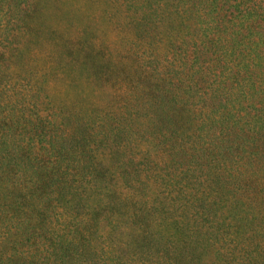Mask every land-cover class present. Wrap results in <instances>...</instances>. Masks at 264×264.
Segmentation results:
<instances>
[{
	"label": "rangeland",
	"instance_id": "374dc122",
	"mask_svg": "<svg viewBox=\"0 0 264 264\" xmlns=\"http://www.w3.org/2000/svg\"><path fill=\"white\" fill-rule=\"evenodd\" d=\"M191 1L0 0V161L45 155L52 124L54 138L68 135L66 146L73 148L68 161L55 158L49 166L69 171L86 155L82 170L89 169L94 161L86 152L94 149L93 138L104 125L134 121L136 114H129L128 107L132 98L141 97L135 89H143L150 74L176 84L191 71L196 88L186 100L195 116L189 125L177 135L147 140L150 154L136 148L112 163L140 171L150 201L186 197L207 206L214 202L217 206L200 224L203 233L208 228L210 235H219L215 246L229 256L228 264H249L253 247L264 249V89L256 85L257 75L250 79L253 86L243 83V58L223 52L220 14L223 9L229 15L236 7L216 0L222 7L207 10L209 18L200 9L202 20L185 17L180 24L182 11L194 7ZM199 4L195 7H206ZM166 7H176L179 16L164 14ZM214 96L209 106L201 99ZM84 131L92 134L91 147L77 145L75 137ZM133 157L134 165L129 163ZM231 215L254 217V225L231 230L226 226ZM131 230L119 235L127 252ZM257 257L258 264L264 262V254Z\"/></svg>",
	"mask_w": 264,
	"mask_h": 264
},
{
	"label": "trees",
	"instance_id": "16d2710c",
	"mask_svg": "<svg viewBox=\"0 0 264 264\" xmlns=\"http://www.w3.org/2000/svg\"><path fill=\"white\" fill-rule=\"evenodd\" d=\"M220 1L226 7H236L229 15L223 9L224 13L220 14L223 52L243 58L247 77H243V83L251 82L252 75H257L255 83L264 89V0ZM191 2L194 7L182 11L185 15L178 17H184L180 24L184 25L186 18L194 23L202 20L198 15L200 9L209 18L207 10L222 7L216 0ZM197 2L206 7H195ZM175 8L166 7L164 14L176 15ZM164 34L168 36L166 31ZM238 73L242 75L241 71ZM184 78L174 84L170 79L150 74L144 88L135 89L141 97L132 98L128 107L129 114H136L134 121L128 122L130 126L127 122L122 127L119 123L104 125L97 138L91 133L87 135L86 131L76 136L78 146L82 142L91 147L93 138L94 149L86 152H91L90 161H94L89 169L82 170L85 154L79 156V166L69 171L55 164L49 166L55 158L60 163L68 161L73 148L66 146L68 135H63L65 139L54 138L52 124L45 155L26 154L24 162L11 156L2 160L9 161L7 164L0 161V264H228L229 256L215 246L219 235H210L208 228L203 233L200 225L207 212L217 206L214 202L207 206L206 201L186 197L150 201L149 187L142 173L138 170L131 173L122 163H112L120 162L118 157L122 152L129 151L130 155L136 148L137 152L150 154L147 140L177 135L182 126L189 125L195 112L186 97L196 88V80L191 71ZM201 99L209 106L217 97ZM147 122L150 127L146 126ZM138 139L143 142L136 146ZM144 144L146 148L141 146ZM129 163L134 165L135 157ZM248 198L252 204L253 199ZM228 201L223 207H227ZM231 216L233 220L226 225L231 230L239 231L255 222L254 217L234 219ZM124 230L132 233L128 252L121 248L124 241L119 235ZM35 241L44 244L45 249L39 251ZM253 249L249 264H258L257 255L264 254V249L259 244ZM220 259L225 260L220 263Z\"/></svg>",
	"mask_w": 264,
	"mask_h": 264
}]
</instances>
